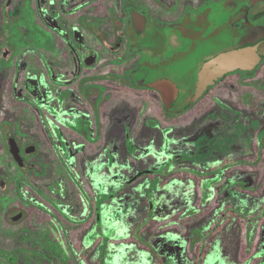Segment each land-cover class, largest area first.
I'll use <instances>...</instances> for the list:
<instances>
[{"label": "rangeland", "instance_id": "obj_1", "mask_svg": "<svg viewBox=\"0 0 264 264\" xmlns=\"http://www.w3.org/2000/svg\"><path fill=\"white\" fill-rule=\"evenodd\" d=\"M26 1L10 0L7 14L19 15L21 8L27 7ZM255 1L259 0L192 3L195 8L185 19L188 31L170 35L163 31L157 33L172 41L173 57L169 66L174 72L173 80L180 86L177 97L174 98L175 93L169 102L170 110L175 111L187 104L196 91L201 62L217 51L258 41L261 62L264 57V19L255 22L252 15L264 6L251 8ZM56 2L45 0L43 9L54 10ZM68 3L69 6L78 4L75 1ZM93 4L100 13L104 5H114V2L97 1ZM44 14L47 16L46 12ZM77 14L66 15L67 24L73 23ZM32 20L34 16L27 17L23 10L19 17L9 19L8 27L2 29L7 43L2 56L10 58V66L0 76V121L6 115L10 116V129L15 130L17 126L20 132L15 133L21 143L27 139L24 134L37 142L38 150L29 162H49L51 166L44 168L38 177H32L28 172L24 175L0 146V174L12 183L10 189L0 191V249L14 250L26 246L25 241H18L24 228L32 237L30 239L38 241L32 245L36 250H51L67 264H73L64 243L65 233L79 264H97L102 238L89 237L96 228L94 216L60 164L54 145L61 155L63 151L54 133L56 127L63 135L61 138L69 153L67 163L91 200L107 192L113 194L102 204L100 212L102 232L107 236L105 264H264V216L258 223L256 238L248 248L243 218L227 211L233 204L264 201V159L253 165L237 164L222 169L219 174L206 176L210 181L204 200L201 195L203 178L192 172L209 171L236 158L252 160L255 157L256 134L264 127V88H246L237 82L235 75H229L186 113L170 118L163 116L158 94L148 97L142 92L120 89L101 106L99 135L102 138L84 142L66 129L64 121L76 108L75 112L84 114L89 120L87 125L83 124V129L94 134L93 111L78 97L65 100L61 106H57L54 100L55 89L62 86L60 82L63 88L75 89L70 77H60L64 71L72 76L75 63L71 64L68 59L64 42L50 32L60 58L55 57L52 50H41L52 73H59L57 81L49 79L33 48H24V45L39 41V30H24V26L31 28ZM49 20L52 22L53 18ZM36 23L40 24L37 19ZM151 32L148 31L142 40L131 41L132 46L150 42L154 36ZM86 38L90 48L98 50L101 61L105 51L89 36ZM24 50H28L25 56L29 55L32 64L29 75L24 69ZM140 56L143 63L138 66V62L135 72L151 80L150 69L144 62L150 61L152 56L145 53ZM55 59L57 62L54 63ZM88 67L81 72L95 74L101 70L98 66ZM263 70L264 65L255 77L260 78ZM25 84L31 85L30 91ZM246 90L252 95L244 103L241 94ZM34 94L40 100L37 102L40 113L23 101L24 96L31 100ZM118 98H126L118 101L119 108L132 107L124 116L114 110ZM141 105L146 106V110L141 109ZM72 126L76 131L81 129L78 122H73ZM45 127L49 128L50 135ZM36 166L40 167V164ZM147 169L160 172L137 176L138 172ZM25 177L52 199V193L45 186L58 179L66 193L61 200L53 199L58 209L30 185L20 183L19 180ZM16 181H19L18 186H15ZM14 211L22 212V218L8 222L9 214ZM222 213L227 216L218 220ZM194 228L208 233L203 249L200 243L193 246L189 243V234ZM152 249L157 257L152 254ZM0 264H3L1 259Z\"/></svg>", "mask_w": 264, "mask_h": 264}, {"label": "flooded vegetation", "instance_id": "obj_2", "mask_svg": "<svg viewBox=\"0 0 264 264\" xmlns=\"http://www.w3.org/2000/svg\"><path fill=\"white\" fill-rule=\"evenodd\" d=\"M56 8L54 10L46 11L47 8L43 9V3L45 0H28L24 2L27 4V7L24 9V6L21 8L22 11L27 13V17L34 16V20L30 23V27L24 26V30H39V41L33 45H24L25 47H32L36 55L39 56L43 70L47 74V77L52 81H57L58 74H53L52 69L42 54L41 50L49 49L55 53L57 56L58 51L55 49L53 35L50 32H54L66 45L67 56L71 64L75 63V70L72 76H69L67 71L65 73H60V77H70V81H74L75 89H70L65 86L63 88V83L60 82V85L55 89L54 100L57 106L70 99L71 97H78L82 103L86 104L92 111L94 116V134H89L87 130L83 129V124L87 125L89 123L88 118L80 112H75L76 108L71 111L73 115L70 118L64 121L65 127L70 132L78 135L84 142H93L97 139L102 138L99 135L101 131V106L106 102H109L112 99L114 91H119L120 89H126L134 92H142L146 96L150 97L154 94H158L161 97L162 103V114L164 117L170 118L171 116H179L186 113L191 107H193L208 91L213 89L216 85L221 83L227 76L235 75L237 82L240 85L246 88H264V70L261 77L257 78L255 75L260 70L261 66L264 65V57H262L261 62L252 69L254 72L250 75L242 76L236 71L226 74L224 77L218 79L214 84L207 87V89L200 95L197 99L192 100V97L195 93L192 94L187 104L182 106L180 109L175 111L170 110V103L165 104L164 99L171 100L174 97V94L179 92V85L173 80L174 72L170 70V62L172 60V41L170 38L163 39L160 33L163 31L165 34L179 33L183 34L186 31L185 19L188 16V13L195 8V5L192 3H204L206 2H216L217 0H56ZM70 1H75L78 4L76 6H69ZM114 2L112 4L104 5L102 12L98 13L99 9H96L97 6H94L95 2ZM7 0H4L3 6L4 10L6 9ZM264 6V0L255 1L251 5V8L255 6ZM95 7V8H94ZM199 7V6H198ZM197 7V8H198ZM94 9V10H93ZM96 9V10H95ZM45 10V11H43ZM46 12L47 16L53 18L51 22L47 19V16L44 14ZM78 12L75 16L74 21L70 24H67L69 21L66 20V15ZM95 12V13H94ZM48 13L50 15H48ZM264 16V7L260 10L255 11V15H252L255 22H262L264 17L258 18V16ZM40 22L38 25L36 19ZM69 25V26H67ZM33 26V27H32ZM153 30V33L151 32ZM92 33H89V32ZM150 31L154 36L150 42H139L137 45L132 46V42L135 39L142 40L145 38V35ZM86 35L89 36L94 42H96L106 53L103 59L99 61L98 50L95 48H90L89 41H87ZM126 35L134 36L136 38H129ZM36 45V46H35ZM36 48L38 50H36ZM4 48L0 49V76L5 73V71L10 66V58L3 57L1 51ZM229 49V48H228ZM12 51V50H11ZM24 50V56H25ZM40 51V52H39ZM220 52V51H219ZM145 53L148 56H152L150 61L146 60L144 64L150 69L148 74L152 77L146 79L135 72V66L138 64L140 66L143 61L141 60V54ZM218 53V51H217ZM216 55V53H215ZM214 56V54H213ZM29 55L25 56L24 60V69L28 72L32 69V64L29 62ZM152 61V62H151ZM206 59L202 62L204 63ZM57 62L55 59L54 63ZM201 62V65L203 64ZM60 63V60H58ZM89 66V67H88ZM98 66L101 70L98 73L90 74V72L82 73L81 71L85 68H93ZM57 67H61L58 65ZM68 67V66H67ZM64 68L65 70L67 69ZM63 68V67H62ZM69 68V67H68ZM72 72V71H71ZM63 74V75H61ZM68 81V82H70ZM161 83L162 87L158 90L151 86V84ZM177 83V84H176ZM175 85V86H174ZM30 91L31 85L25 84ZM252 93L250 91H244L241 94V99L244 103H247L248 97ZM154 98V97H153ZM126 98H118L117 104L115 106V111L122 113L123 116L130 109L119 108V100ZM128 100V99H127ZM24 103L30 107H33L37 110L38 113L41 112L37 102L40 101L38 96L34 94L32 99L26 95L23 99ZM75 101V100H74ZM76 102V101H75ZM170 102V101H169ZM77 103V102H76ZM173 104V103H172ZM50 111H53L52 107L49 106ZM141 109L146 110V106L141 105ZM78 122L81 129L76 131L72 123ZM10 116H5L0 121V146L3 150L9 155L10 159L14 162L16 167L19 170L24 171V175L30 173L32 177L40 176V173L43 172V169L50 167L49 162H29V159L32 158L35 152L38 150L37 142L26 134L27 139L21 143L18 139V135L15 132H20L15 127V130L10 129L11 127ZM149 123H152L151 121ZM44 124V123H43ZM72 126V127H71ZM46 132L50 135L49 128L45 127ZM14 131V132H13ZM54 133L59 139V144L62 148L63 155H61L57 149V146L54 145L55 152L58 154L60 164L63 169L66 171L78 191L82 194L84 200L89 205V208L94 216V221L96 223V228L89 236L92 239L97 237L102 238L100 244V250L97 256V264L104 263V252L105 244L107 241V236L102 232L101 228V207L105 201L110 200V193H104L98 195L94 201L86 194L85 189L83 188L81 182L77 179L75 173L67 163V157L69 153L66 148V144L62 140V134H59V130L55 127ZM61 135V136H60ZM86 135L88 136L86 138ZM100 137V138H99ZM257 139V152L255 157L252 160H247L243 158H236L225 162L215 168L205 171L197 172L192 170L194 174L203 178L201 180V195L204 200V193L208 194V184L209 179L206 176L217 173L219 174L222 169L231 167L237 164H249L253 165L264 159V127L260 128L256 134ZM14 141L18 148V157L20 163L14 158L9 141ZM76 141V140H75ZM78 142V141H76ZM79 145V144H78ZM64 163L67 164L64 166ZM36 164H40V167H37ZM166 166H164L165 168ZM160 172L159 170H142L138 172L137 176ZM136 176V177H137ZM20 183H27L30 187L43 198L51 202V204L58 209L55 199L61 200L63 196L66 195L65 188L61 186L58 179H53L50 183L46 184L45 188L48 192L52 193V197L47 195L45 191L40 190L35 187L32 182L28 180L27 177L21 178ZM16 181L15 186H18ZM57 183V187H53L52 184ZM12 186L11 181L4 175L0 174V191H7ZM151 197V192L148 193ZM151 203V202H150ZM41 207V206H40ZM228 209V208H227ZM148 210H151V204H149ZM62 212L61 210H59ZM227 211H233L235 214H239L245 223V244L246 247H250L253 241L256 238L258 231V223L264 216V201L259 200H249L245 203L233 204ZM225 212V211H224ZM22 212L14 211L9 214L7 220L8 222H16L22 218ZM227 214L222 213L218 220L224 219ZM217 220V221H218ZM216 221V222H217ZM28 230L24 228L20 231L18 235V241H25L26 246L17 247L14 250H3L0 249V259L3 264H67L60 259V256L54 254L51 250L48 249H35L32 245L34 243L38 244V241H33L31 236L28 234ZM207 232H202L201 230L194 228L190 231L189 234V243L190 245H195L200 243L203 249V243L206 238ZM64 243L66 245L68 253L71 255L73 264H79L77 257L75 256L73 249L71 248V243L67 235L64 233ZM139 241L144 243L148 248L149 244L144 242L143 239L138 237ZM152 254L157 257V253L152 249Z\"/></svg>", "mask_w": 264, "mask_h": 264}, {"label": "water", "instance_id": "obj_3", "mask_svg": "<svg viewBox=\"0 0 264 264\" xmlns=\"http://www.w3.org/2000/svg\"><path fill=\"white\" fill-rule=\"evenodd\" d=\"M10 0H7L6 9ZM259 42L240 43L234 47L226 49L210 57L201 65L197 88L192 100L197 99L208 86L214 84L218 79L226 74L236 70L250 71L256 67L261 57L258 52ZM152 87L160 89L161 83L151 84ZM164 103L168 104L169 99H164ZM10 150L14 158L20 163L18 157V148L16 143L9 141Z\"/></svg>", "mask_w": 264, "mask_h": 264}, {"label": "trees", "instance_id": "obj_4", "mask_svg": "<svg viewBox=\"0 0 264 264\" xmlns=\"http://www.w3.org/2000/svg\"><path fill=\"white\" fill-rule=\"evenodd\" d=\"M3 2L4 0H0V49L1 48H4L6 46V37H5V33L4 31H2V29H6L8 26H7V21L11 18H17L19 17V15L17 16H12V15H9L7 14V12L4 10V6H3ZM253 15H255V12H253ZM264 16H258V18H262ZM3 53V51H1V54ZM0 58H1V55H0ZM0 69H1V65H0ZM253 70H250V71H245V70H236V73H239L241 74L242 76H245V75H250V74H253ZM67 164L64 163V166H66ZM53 187H57V183H53L52 184ZM207 193L205 192L204 193V199L207 197Z\"/></svg>", "mask_w": 264, "mask_h": 264}]
</instances>
